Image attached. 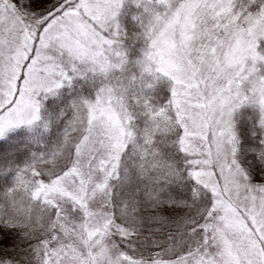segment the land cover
Here are the masks:
<instances>
[{
    "label": "snow or ice",
    "instance_id": "snow-or-ice-1",
    "mask_svg": "<svg viewBox=\"0 0 264 264\" xmlns=\"http://www.w3.org/2000/svg\"><path fill=\"white\" fill-rule=\"evenodd\" d=\"M0 264H264V0H0Z\"/></svg>",
    "mask_w": 264,
    "mask_h": 264
}]
</instances>
